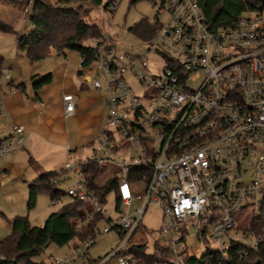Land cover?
<instances>
[{"label":"built area","instance_id":"2783aa9c","mask_svg":"<svg viewBox=\"0 0 264 264\" xmlns=\"http://www.w3.org/2000/svg\"><path fill=\"white\" fill-rule=\"evenodd\" d=\"M33 1L23 9L27 18ZM118 3L113 0L110 8ZM153 3L157 28L142 41L144 53L100 47L91 65L80 63L88 85L105 96V124L88 157L76 162L69 157L56 171L74 178L65 195L91 208L75 228L82 230L93 215L101 216L104 227L73 247L72 254L48 257L47 264H90L88 248L98 235L111 232L119 242L108 257L135 264L129 250L145 245L137 230L149 206L161 213L162 237L156 243L171 256L168 263L193 257L185 245L189 235L219 252L240 245L225 255L227 262L257 247L238 229L236 216L258 208L264 192V6L211 29L197 0ZM151 54L163 62L155 72L147 58ZM1 102L0 84V108ZM75 102L73 95L62 96L65 119L74 114ZM24 129L14 126L9 137L0 139V158L22 149ZM85 164L114 169V211L85 180Z\"/></svg>","mask_w":264,"mask_h":264},{"label":"rangeland","instance_id":"374dc122","mask_svg":"<svg viewBox=\"0 0 264 264\" xmlns=\"http://www.w3.org/2000/svg\"><path fill=\"white\" fill-rule=\"evenodd\" d=\"M24 1V0H23ZM54 3L58 0H47ZM156 0H139L132 3V0H119L117 7L111 9L103 6L92 8L90 13L85 18L88 24L97 25L104 36L98 41L101 43L100 47L111 48L115 47L118 53H124L132 49L134 53H144L145 46L143 42L130 33L128 29L140 20H147L149 22L154 20V14L157 10V5L153 3ZM27 3V0H26ZM23 2L14 4L0 0V22L6 24L11 28V32L0 31V57L3 63L0 66V75H8L12 80L22 79L27 81L31 70L37 68L42 69H56L57 57L56 53L51 51L50 57L38 63H31L23 53L18 52L16 48L15 33L20 34L27 32L30 28V23L27 20V15L23 11ZM108 18H110L108 20ZM96 40L88 41V45H96ZM149 65L153 72L161 69L163 66L162 60L153 54L148 57ZM92 80L96 78L95 72H92ZM10 80L2 78L0 84L3 92L7 91V84ZM128 82L134 88H137L135 80L128 78ZM2 92V95H3ZM97 107H88L83 109L82 117L76 119H68L61 121L59 131H55L48 140L44 139L41 132L35 130L34 136L28 142V134L23 135V147L31 152L34 164L28 163L26 153H21V149L14 154H8L0 158V240L4 239L11 232L10 221L15 216L26 217L31 226H43L44 221L52 212H56L65 205L70 198L63 196L57 200L55 204L51 203L50 197L46 193H41L37 196L35 204L32 208H28V184L37 177L35 168L37 165L41 168L48 167L46 172L54 171L48 170L49 166L55 160H59V168L61 169L67 163L69 157L72 161L85 159L89 156L91 148H83L80 145L86 138L95 135V140L100 134L105 124L106 109ZM2 112V111H1ZM13 132L12 126L8 122L0 119V139L9 137ZM77 143V151L69 153L66 146L74 147ZM22 147V148H23ZM30 147V148H29ZM74 149V148H72ZM37 164V165H36ZM43 169V168H42ZM45 171V170H44ZM114 173V169H109L107 173L102 175L98 181L102 182ZM69 179L60 183L59 188L66 191L73 186L74 178L72 175H66ZM137 192L142 190L139 185L135 188ZM107 208L114 211V194L109 193L106 198ZM138 202H134L133 206H137ZM133 209H131L132 211ZM257 208L249 209L245 212H240L236 216L238 229L241 232L249 226L251 217L256 214ZM161 213L154 206H149L142 218L141 225L137 230L142 241H145L148 251L153 248L157 249L156 255L164 260H168L171 256L163 253L156 241H161L162 234L160 233ZM104 224L98 225V230H102ZM250 240H254L249 237ZM119 242V237L115 232H111L108 237L98 235L94 244L88 248V260L96 264H119L116 257H108L112 250ZM190 256L200 257L206 247L212 249L216 248L214 244L210 243L206 246L199 242L194 236L189 235L185 241ZM73 252V241L69 244L59 247L54 244H49L42 252L34 257L36 262H44L47 264L48 257L53 256L60 258L65 255H70ZM163 254H162V253ZM76 264H80L77 262Z\"/></svg>","mask_w":264,"mask_h":264},{"label":"trees","instance_id":"16d2710c","mask_svg":"<svg viewBox=\"0 0 264 264\" xmlns=\"http://www.w3.org/2000/svg\"><path fill=\"white\" fill-rule=\"evenodd\" d=\"M4 2L26 5V0H3ZM139 0H132L135 3ZM113 0H58L51 3L47 0H34L27 20L30 28L27 32L15 33L16 48L23 53L31 62L46 58L51 51L57 55H64L66 51H75L81 59V66L91 65L98 57L101 43L99 39L104 36L101 29L94 24H88L85 18L92 8L103 6L105 9L112 4ZM207 24L211 29L230 25L244 13L254 10L260 5L264 6L263 0H197ZM24 8V6H23ZM157 28L153 20H140L128 29L130 33L141 41H149ZM0 31L11 32V28L0 22ZM98 41L96 45H88V41ZM2 59L0 58V64ZM82 76V70H78ZM34 78V77H33ZM51 76L46 75L34 82V88L48 84ZM33 164V161H29ZM85 180L101 201H106L109 193L114 194L116 207L118 198L116 195V178L111 175L102 182L98 179L107 170L100 169L93 164L82 166ZM56 170L41 172L28 184V208H32L36 198L41 193L49 195L50 200H59L65 196V191L59 188L60 183L67 179L65 171ZM57 180L54 183V180ZM91 215V208L76 199H70L60 210L52 212L44 221L43 226H31L28 219L15 216L10 221L11 232L0 240V264H46L36 262L38 256L49 244L63 247L73 241V247L82 242L94 238L95 230L101 223L100 215H93L82 230L75 228V221ZM245 236L253 238L257 247L250 249L248 255L241 260L227 262L225 255L232 253L239 246L219 252L210 247L200 257H187L182 264H264V192L262 193L257 212L250 221L249 226L243 231ZM242 246V245H241ZM162 252L167 254L165 248ZM157 249L147 250L146 245H138L130 248L129 254L135 264H171L156 255ZM161 252V253H162ZM162 253V254H163ZM90 264H96L90 262Z\"/></svg>","mask_w":264,"mask_h":264},{"label":"crops","instance_id":"0c3cea01","mask_svg":"<svg viewBox=\"0 0 264 264\" xmlns=\"http://www.w3.org/2000/svg\"><path fill=\"white\" fill-rule=\"evenodd\" d=\"M50 55L51 53L46 58L35 62L28 60L31 63H38L47 59ZM55 55L57 57L56 69L39 70L33 68L27 81L23 82L22 79L12 80L9 77L6 79L10 80L7 84V91L4 93L2 89L0 119L8 122L12 129L14 126L23 124L25 129L22 135L28 134V142L34 136L35 130L41 132L48 142L55 131H59L61 121L82 117L83 109L86 106L87 108L90 106L98 109H103L105 106L106 109L105 96L102 91L88 85V76H79L77 73L81 63L79 54L75 51H66L64 55ZM0 58L2 59V57ZM2 63L3 59L0 66ZM46 75L51 76L50 83L34 88V82ZM90 79L92 80V77ZM66 94L73 95L76 98L74 114L67 119L64 118L62 103V96ZM95 137V135L85 137L86 140L80 144L81 147L91 148ZM77 149V143L74 147L66 146V150L74 152V154ZM20 151L26 153L28 163L30 160L33 161L32 157L28 155L31 152L24 147ZM31 155L33 154L31 153ZM58 162L59 160H55L48 170H57L60 166ZM33 164L35 165L34 162ZM42 168L37 165L34 174L38 176L44 170L46 172L48 167L43 166Z\"/></svg>","mask_w":264,"mask_h":264}]
</instances>
